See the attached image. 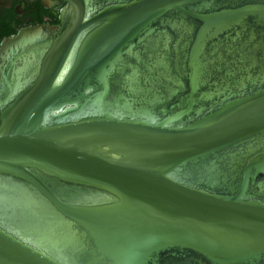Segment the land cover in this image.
<instances>
[{
  "label": "water",
  "instance_id": "water-1",
  "mask_svg": "<svg viewBox=\"0 0 264 264\" xmlns=\"http://www.w3.org/2000/svg\"><path fill=\"white\" fill-rule=\"evenodd\" d=\"M0 43V264H264V0H65Z\"/></svg>",
  "mask_w": 264,
  "mask_h": 264
},
{
  "label": "flooded vegetation",
  "instance_id": "flooded-vegetation-1",
  "mask_svg": "<svg viewBox=\"0 0 264 264\" xmlns=\"http://www.w3.org/2000/svg\"><path fill=\"white\" fill-rule=\"evenodd\" d=\"M65 4V0H0V43L25 27L59 24Z\"/></svg>",
  "mask_w": 264,
  "mask_h": 264
}]
</instances>
